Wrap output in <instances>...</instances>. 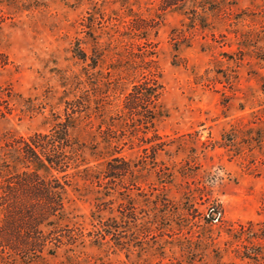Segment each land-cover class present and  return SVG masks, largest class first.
<instances>
[{
  "label": "rangeland",
  "instance_id": "rangeland-1",
  "mask_svg": "<svg viewBox=\"0 0 264 264\" xmlns=\"http://www.w3.org/2000/svg\"><path fill=\"white\" fill-rule=\"evenodd\" d=\"M164 3L0 0V264H264V0ZM67 115L55 197L15 146Z\"/></svg>",
  "mask_w": 264,
  "mask_h": 264
},
{
  "label": "trees",
  "instance_id": "trees-1",
  "mask_svg": "<svg viewBox=\"0 0 264 264\" xmlns=\"http://www.w3.org/2000/svg\"><path fill=\"white\" fill-rule=\"evenodd\" d=\"M185 1L165 0L164 5L167 7L178 6ZM198 6L205 9L203 5ZM78 56L82 59L86 57L82 51ZM159 96L160 86L153 76L133 85L130 93L126 96L125 107L135 111L133 121L139 123V128L142 127L148 131L153 128L154 123L161 117V111L157 106ZM70 118L71 116L67 115L66 119L55 124L48 133L35 134L27 142L15 146V150L21 153V160L27 167H30V175L38 178L39 172L42 171L45 177L44 182L50 189L49 193L55 197L64 190L65 183L57 187L53 185L59 182L61 178H66L68 171L76 168L77 163V159L73 156L75 149L71 145L68 133L71 127ZM107 141L110 142V140ZM111 161H120L121 166L114 169L110 168L105 173L109 174L107 175L108 178L117 177L116 175L128 171V164L122 157H112ZM108 164L110 165V162ZM54 204L61 207L60 200L58 203L54 202Z\"/></svg>",
  "mask_w": 264,
  "mask_h": 264
}]
</instances>
